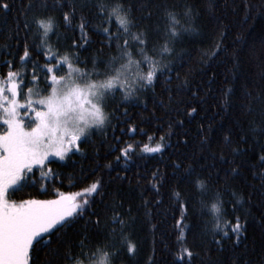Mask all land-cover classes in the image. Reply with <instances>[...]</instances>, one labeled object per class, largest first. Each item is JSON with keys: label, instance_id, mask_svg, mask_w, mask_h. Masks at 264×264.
<instances>
[{"label": "trees", "instance_id": "trees-1", "mask_svg": "<svg viewBox=\"0 0 264 264\" xmlns=\"http://www.w3.org/2000/svg\"><path fill=\"white\" fill-rule=\"evenodd\" d=\"M7 2L10 5L7 12L0 11V77H6L10 70L20 73L17 78L23 84L20 99L27 96L29 88L34 93L47 95L42 91L45 88L43 66L55 63L45 56L49 45L53 54L57 50L60 55L78 52L81 61H88V69L93 58L103 70L105 62L118 55L117 41L109 45L103 31L111 27L112 34H116V20L109 25L104 16L97 14L93 0ZM105 2L111 5L116 0ZM208 2L125 0L126 6H132L136 25L131 31L146 30L149 55L161 64L172 61L173 71L160 75L154 90L152 87L139 90L127 101L120 99L122 93L117 90L116 99L109 101L104 109L110 114L109 121L82 138L80 151L75 149L64 160L47 161L42 169L32 171L18 190L9 192V200L15 202L46 200L56 198L60 192L81 193L91 183L101 181L96 193L77 197L81 203L83 199L89 200L82 214L74 213L68 218V224L50 237L45 235V241H51L46 246L42 242L30 249L29 264H67L64 253L68 247L73 253L78 252L77 245L85 236L92 251L98 242L102 245L106 239L115 246L117 254L112 264H188L187 256L184 260L177 259L183 247L193 252L190 264H264V162H261L264 156V0H212L211 9L207 7ZM188 4L194 11L199 10L192 21V27L199 31H182L180 38L168 45L174 50L161 53L159 50L167 39L164 33L171 23L166 10L175 14L180 25L187 27L184 7ZM73 6L74 14L65 22L63 14ZM49 16L54 19V29L38 48L42 30H38L33 20ZM25 23L30 27L25 28ZM123 39L121 36V44ZM73 41L78 47H73ZM217 42L222 46L210 58ZM25 44L29 47V57L21 61ZM8 61L12 62L11 68ZM34 64L36 82L32 80ZM77 66L84 68L85 64ZM177 72L181 80L187 75L186 89H177L180 83ZM166 76L172 78L167 86L171 88V100L164 83ZM227 89H231L230 101L225 103ZM192 91L197 95L193 96ZM193 107L196 112L188 115ZM181 120L183 124L179 123ZM5 131L6 126L0 120V134ZM225 135L230 137V144L225 143ZM203 136H207V144L202 141ZM158 143L164 145L159 152L144 149V145L155 147ZM129 144L133 147L125 157L121 149ZM221 154L225 161L220 160ZM176 164L180 167H175ZM189 165L191 175L185 171ZM232 168L237 171L232 173ZM154 172L158 173L155 178ZM197 178L208 184L203 207L194 187ZM217 191L226 210L221 227L224 219L234 224L235 218L240 217L243 229L238 243L237 236L231 232L228 236L214 232L211 204ZM233 192L241 198L240 203H235ZM117 213L125 222L123 226L118 221L111 222ZM182 213L185 228L177 223ZM97 217L101 221L99 225L95 223ZM112 228L116 229L115 236L108 235ZM129 242L134 245L132 253L128 252ZM98 258L99 254L94 257Z\"/></svg>", "mask_w": 264, "mask_h": 264}, {"label": "snow or ice", "instance_id": "snow-or-ice-1", "mask_svg": "<svg viewBox=\"0 0 264 264\" xmlns=\"http://www.w3.org/2000/svg\"><path fill=\"white\" fill-rule=\"evenodd\" d=\"M93 6L97 10L98 15L106 18L107 23L111 25L115 18L117 23V33L112 34L111 27H105L104 33L108 37V43L117 41L116 48L118 55L108 59L103 70L97 66L96 58L91 61V69L87 68L88 61L80 60L78 52L66 53L60 55L59 50L55 54L51 51V45L45 52L46 57L55 60V63L48 62L43 67L45 69V88L47 95L35 93L38 99H33V89L27 91V98L24 103L18 99L23 94V84L17 79L19 72L9 71L6 77H0V120L7 126V131L0 134V264H29L30 249L35 248L37 244L42 242L50 243V239L45 241V235L51 236L53 232H57L60 227L69 223L70 217L74 213L82 214L85 207L89 205L88 199H83L81 203L77 197H87L96 193L101 181L96 180L90 186L83 189L81 193H63L60 192L56 199L53 200H21L19 203L9 200L10 190H18L21 182L33 171L34 166H43L49 156L59 157L64 160L65 157L75 148L80 151L79 142L82 138L90 135L92 128L103 127L110 118V114L105 112V106L111 100L116 99L117 90L122 93L120 99L127 101L137 91L152 87L160 75L165 71L171 73L173 71L172 61L161 64L154 56L149 55L148 43L149 35L146 30H138L132 32L131 29L136 27L134 19L131 15V4L125 5V0H116L115 3L109 5L105 0H93ZM212 0H209L207 7L212 8ZM10 7L7 0H0V11L7 12ZM28 7H31L29 3ZM75 6L64 12L63 19L69 22L74 14ZM171 23L168 25L164 36L167 37L164 46L159 51L161 53H171L174 49L169 47V43L174 44L180 38L181 32H198L199 30L192 27V21L199 15V10L194 11L193 6L188 4L184 7V15L188 18V26L180 25L174 13L166 10L165 13ZM33 22L37 25L41 33V45L45 43V38L49 36L54 29V19L49 16L45 18H34ZM180 25V27H176ZM25 28H29L30 24L25 23ZM85 23L80 24L83 33ZM223 33H221V36ZM121 36L124 37L123 43ZM221 43L217 42L215 50L212 51L211 57L214 58L221 48ZM73 47H78L73 41ZM153 51H156L153 45ZM29 57V47L25 44L23 56L20 57L24 61ZM206 62V61H205ZM11 68L12 62L8 61ZM84 63L85 67L81 68L77 65ZM37 66L33 65L34 82L37 81ZM62 73V74H60ZM171 76L164 78L166 90L171 100V88L167 87L171 84ZM176 79L180 81L176 85L177 89L181 87L187 88L189 80L187 75L181 80L180 73H176ZM231 89H227L224 93L225 103L230 101ZM192 95L196 96L197 92L192 91ZM27 109L23 113L21 109ZM196 112V108H190L188 115ZM34 117V118H33ZM183 124V121H179ZM171 127V125H170ZM131 130V129H130ZM211 125H209V133ZM151 139V138H150ZM163 136L161 140H163ZM244 139V137H241ZM204 144L208 143L207 136L202 137ZM225 143L230 144L231 140L228 135L224 136ZM164 145L156 144L155 147L144 145L146 151L159 152ZM133 145L129 144L126 148L121 149L122 155L127 157ZM234 152L238 149H233ZM214 156L215 153H212ZM117 160L120 157H116ZM220 160L225 161L223 154ZM231 163V161H228ZM264 162V156L261 157ZM110 167V165H108ZM179 168L180 165L176 164ZM191 175V165L185 170ZM236 168H232L231 172L235 173ZM47 175V173H42ZM155 178L158 173L154 172ZM157 188L156 184L152 185ZM194 187L197 195L201 197L200 203L203 207L205 202L203 196L208 191L207 181L197 178L194 181ZM158 191V189H157ZM179 196L180 193H175ZM236 197L235 203H240V197L236 193H232ZM214 202L211 204L215 224L214 232L222 233L228 236L229 232L237 236L239 242V234L243 229L240 223V217L235 218L233 224L231 220L224 219V227H221V219L226 216L224 209V201L221 199V193L217 191L214 194ZM186 203V202H185ZM181 204V208H184ZM95 214V213H94ZM181 221H177L182 228L187 227L183 224L184 213L181 214ZM119 222L121 226L124 221L120 219L119 214L111 217V222ZM97 225L101 223L99 217L95 221ZM123 234V227L120 229ZM116 229L112 228L109 236H115ZM183 237V232H181ZM122 235L121 242H124ZM180 237H178V240ZM88 237L82 238L77 247L78 252L73 253L71 247H68L64 253V259L67 264H112L117 250L107 239L102 245L97 244L95 251L89 248ZM216 243H220L217 240ZM111 249V250H106ZM134 251V245L128 243V252ZM99 254V260H95ZM188 257L190 264L193 252L190 248L183 247L181 249L178 260H184Z\"/></svg>", "mask_w": 264, "mask_h": 264}, {"label": "rangeland", "instance_id": "rangeland-1", "mask_svg": "<svg viewBox=\"0 0 264 264\" xmlns=\"http://www.w3.org/2000/svg\"><path fill=\"white\" fill-rule=\"evenodd\" d=\"M26 98H27V96H26L24 99H20V98L18 97V99L20 100L21 103H24V101H25ZM32 98H33V99H38L39 97L36 96L35 93L33 92V97H32ZM20 111L23 113L24 111H27V109H23V108H22ZM33 118H34V117H33ZM5 126H6V125H5ZM101 128H102V127H100V128H95V127H94V128L91 129L90 133H91L93 130H98V129H101ZM6 131H7V126H6ZM6 131H5V132H6ZM1 134H3V133H1ZM74 150H75V148H74L72 151H74ZM72 151H71V152H72ZM71 152H70V153H71ZM50 160H61V159H60L59 157H56V156H49V158H48L47 161H50ZM47 161H46V162H47ZM46 162H45V164H46ZM45 164H44V165H45ZM44 165H43V166H39V165L34 166V167H33V171H34L35 169H42V167H44ZM30 175H31V173H29V174L27 175L26 178H28ZM26 178H25V179H26ZM25 179H24V180H25ZM10 191H11V190H10ZM56 198H57V197H56ZM56 198H53V199H56ZM53 199H46V200H53ZM35 200H39V199H35ZM17 203H19V202H17ZM95 260L98 261L99 258H98V259H95Z\"/></svg>", "mask_w": 264, "mask_h": 264}]
</instances>
